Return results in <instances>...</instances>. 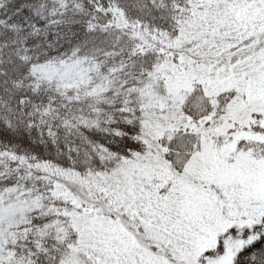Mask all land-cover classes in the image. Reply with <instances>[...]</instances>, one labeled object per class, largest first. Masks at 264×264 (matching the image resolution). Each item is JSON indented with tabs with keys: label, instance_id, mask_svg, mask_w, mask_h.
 <instances>
[{
	"label": "snow or ice",
	"instance_id": "obj_1",
	"mask_svg": "<svg viewBox=\"0 0 264 264\" xmlns=\"http://www.w3.org/2000/svg\"><path fill=\"white\" fill-rule=\"evenodd\" d=\"M0 264H264V0H0Z\"/></svg>",
	"mask_w": 264,
	"mask_h": 264
}]
</instances>
